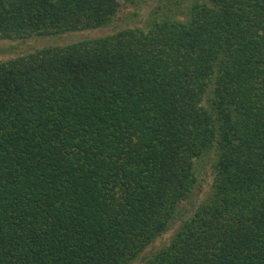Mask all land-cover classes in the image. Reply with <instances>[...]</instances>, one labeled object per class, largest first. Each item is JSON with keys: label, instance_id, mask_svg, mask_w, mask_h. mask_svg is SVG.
Instances as JSON below:
<instances>
[{"label": "trees", "instance_id": "1", "mask_svg": "<svg viewBox=\"0 0 264 264\" xmlns=\"http://www.w3.org/2000/svg\"><path fill=\"white\" fill-rule=\"evenodd\" d=\"M145 27L0 60V264H264V0H0V41Z\"/></svg>", "mask_w": 264, "mask_h": 264}, {"label": "rangeland", "instance_id": "2", "mask_svg": "<svg viewBox=\"0 0 264 264\" xmlns=\"http://www.w3.org/2000/svg\"><path fill=\"white\" fill-rule=\"evenodd\" d=\"M155 4L149 2L141 7L126 5L113 23L105 28L74 32L60 36H36L24 40H1L0 60L32 53L46 47L65 46L85 39L103 37L126 28L145 27L152 15ZM199 183L194 193L183 202L171 228L153 242L133 264H143L154 252L166 247L173 239L182 223L209 196L214 181L211 159L199 163Z\"/></svg>", "mask_w": 264, "mask_h": 264}]
</instances>
